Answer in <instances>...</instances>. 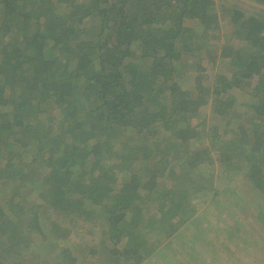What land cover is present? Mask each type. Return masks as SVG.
Listing matches in <instances>:
<instances>
[{"label": "trees", "instance_id": "trees-1", "mask_svg": "<svg viewBox=\"0 0 264 264\" xmlns=\"http://www.w3.org/2000/svg\"><path fill=\"white\" fill-rule=\"evenodd\" d=\"M215 5L0 0V264H264V12Z\"/></svg>", "mask_w": 264, "mask_h": 264}, {"label": "rangeland", "instance_id": "rangeland-1", "mask_svg": "<svg viewBox=\"0 0 264 264\" xmlns=\"http://www.w3.org/2000/svg\"><path fill=\"white\" fill-rule=\"evenodd\" d=\"M215 2H216L215 6H216V9H217V12H218V14L221 17V20L223 22V25H222L223 28L222 29H223V33H225V34L228 33V29H230V27L228 28V25H226V23L223 21L222 13H221V7H220V6H222L221 4L227 5L228 3H230V4L232 3V4H237V5L241 6L242 9L247 10L249 12H257V13L259 11H263L264 12V6L257 5L255 3L249 1V0H215ZM218 169L216 171L217 176H218V172L220 173V171H218ZM220 175L221 174H219L218 177H220ZM222 181H224V182H222ZM222 181H220V182L224 185L226 183L225 179H222ZM221 198L224 201H226V198L224 196H221ZM196 205L198 207L197 209L199 210L198 212L202 213V214L204 213L205 217H206V213L209 212V211L205 210V207H207V206H205V204H203L201 201H198ZM218 215H220V212L216 211L215 213H211V215L208 217V219H211L214 222L220 221V224L224 225L223 220H221V218H218ZM205 217H204V219H205ZM221 217H223V216H221ZM252 225L248 226V233H250L251 235L253 234L254 235L253 239H256V235L259 234V232ZM83 226L84 225L81 222H79V224L75 227V230L72 233L71 237H79V236H81V237H86V239H87L88 238V234L83 229ZM185 226L186 225H183L182 228H184ZM85 228H87V226ZM213 229H216V226H213ZM98 234H99V232H98ZM259 235L262 237L261 233ZM192 237H193V230L189 231V230H186V229H182L181 233L179 234V239L182 238L183 240H187V238L190 239ZM179 239H176V241L173 243V246H174L175 250H178L180 248ZM152 240L153 239H151V241ZM37 241H39V239H37ZM73 242H75V241H73ZM187 247H188L187 244H184L183 247L181 248V251L187 250ZM169 253H170V251H166V253H165L166 257L167 258L169 257L168 260L167 259L164 260L163 258H160L161 253H159L158 256H156V255L154 256L155 258L153 260L146 261V262H144L142 264H181V261H180L181 257H185V259H186V262H184L183 264H193V262L189 263L190 261H188L189 257H191V254L189 252H181V254L178 252V253H176L178 255L177 257L175 255H172V254L168 256ZM197 255H199L198 258L204 263H207V261H209L211 259V257H212L211 254L209 255L205 251H201V252L197 253ZM237 255L239 257H240V255L243 256V257H240V259H244V257L247 254L245 252H241L239 254L237 253ZM230 259H232V260H230ZM237 262H238V258H237ZM196 264H201V263L197 262ZM216 264H222V259H220L217 256H216ZM226 264H237V263L235 262V260L233 258H228ZM257 264H259V262Z\"/></svg>", "mask_w": 264, "mask_h": 264}]
</instances>
